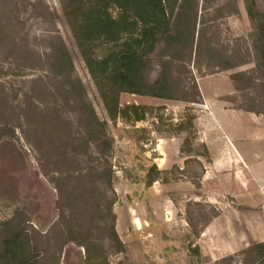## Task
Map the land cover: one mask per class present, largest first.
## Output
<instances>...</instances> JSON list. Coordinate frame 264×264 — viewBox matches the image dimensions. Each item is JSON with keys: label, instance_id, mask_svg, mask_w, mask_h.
Returning a JSON list of instances; mask_svg holds the SVG:
<instances>
[{"label": "rangeland", "instance_id": "rangeland-1", "mask_svg": "<svg viewBox=\"0 0 264 264\" xmlns=\"http://www.w3.org/2000/svg\"><path fill=\"white\" fill-rule=\"evenodd\" d=\"M254 2L264 13V0ZM246 7V0H179L171 30L176 38L158 44L147 74L155 80L170 61L175 94L194 102L123 92L119 113L126 103L148 101L166 107L158 110L165 123L180 122L196 112L187 106H203L198 77L243 72L232 103L264 114L263 42ZM91 108L106 123L102 129H89ZM156 122L151 117L132 127L112 119L63 0H0V240L25 230L39 251L38 264H192L196 244L203 262L248 247L239 213L213 221L238 207L234 198L211 190L217 201H209L205 189L187 183L147 186L162 137ZM178 160L184 169L172 165L165 175L176 179L169 183L203 179L196 157ZM110 201L123 247L110 238ZM132 216L139 218L135 225ZM261 226L264 239V220Z\"/></svg>", "mask_w": 264, "mask_h": 264}, {"label": "trees", "instance_id": "trees-1", "mask_svg": "<svg viewBox=\"0 0 264 264\" xmlns=\"http://www.w3.org/2000/svg\"><path fill=\"white\" fill-rule=\"evenodd\" d=\"M178 1L63 0V10L112 119L120 118L125 124L136 127L138 123L155 117L157 119L155 130L162 136H177L186 132L183 149L191 153L194 151L193 141L196 137L194 113L186 114L184 120L180 122L165 123L166 118L159 114L158 110L166 107L136 102L124 104L123 113H119L120 95L123 92L194 102L187 98H179L175 94L176 82L168 67L170 61L163 62V69L155 80H151L147 74L151 62L150 55L158 44L163 39L171 42L176 38L171 30ZM246 2L249 16L259 22L257 28L260 40L263 42L261 65L264 67V13L257 9L254 0H246ZM66 59L72 65L71 58ZM242 75L245 73L237 72L231 75L236 87L238 78ZM197 94L201 97L198 85ZM91 109L92 119L89 122V129L93 131L100 127L102 129L106 123L99 122L93 108ZM187 109L192 111V107ZM106 142L111 148V139L108 138ZM202 147L203 152L196 154L209 157L207 146ZM100 153L105 156L106 150L101 148ZM167 173L168 171L160 169L153 161L145 175L147 186L157 181L169 183L172 179H176L166 176ZM193 183L197 187L200 186V182L193 181ZM110 186L113 190L111 183ZM113 205L114 201H110L109 210L113 220L110 238L123 247L116 229L117 216L113 211ZM188 222L191 224L190 220ZM71 241L81 243L80 245L87 249L85 242H78L73 237ZM33 244L25 230L1 239L0 264H38L40 255ZM190 252L195 259L192 264H264V241L220 257L213 262H203V254L198 244L191 246Z\"/></svg>", "mask_w": 264, "mask_h": 264}, {"label": "crops", "instance_id": "crops-1", "mask_svg": "<svg viewBox=\"0 0 264 264\" xmlns=\"http://www.w3.org/2000/svg\"><path fill=\"white\" fill-rule=\"evenodd\" d=\"M197 85L201 93L202 108L197 110L192 106H185L196 111L194 151L187 153L183 149L186 132L177 136H162L157 139L153 149L154 161L160 169L168 171L174 164L179 166L178 159L196 157L203 164V179L197 189H205L209 201H217L214 192L219 191L223 196L228 195L237 202V208L223 210L213 221L230 213H239L242 237L247 238L244 245L262 242L264 239L260 237L264 220V114L233 105L230 96L237 92V87L227 72L198 77ZM137 96L143 99L150 97ZM144 103L150 104L148 101ZM184 118L182 117L181 121ZM198 145L207 146L209 157L196 154ZM179 167L184 169V166ZM181 183L196 187L193 181L188 180L163 185L169 189L172 185ZM211 190L214 192H210ZM166 202L170 207V202ZM156 215L159 219H164V215ZM137 219L139 218L132 216L134 225L137 224ZM210 225L211 223L207 227ZM120 238L124 239L122 235Z\"/></svg>", "mask_w": 264, "mask_h": 264}]
</instances>
